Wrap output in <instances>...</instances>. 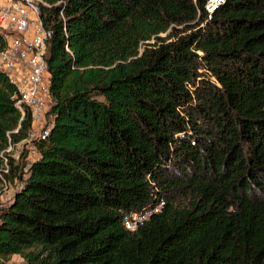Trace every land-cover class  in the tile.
I'll list each match as a JSON object with an SVG mask.
<instances>
[{"label": "trees", "instance_id": "1", "mask_svg": "<svg viewBox=\"0 0 264 264\" xmlns=\"http://www.w3.org/2000/svg\"><path fill=\"white\" fill-rule=\"evenodd\" d=\"M45 1L55 122L12 164L0 264H264V0ZM15 92L0 154L32 128Z\"/></svg>", "mask_w": 264, "mask_h": 264}, {"label": "built area", "instance_id": "2", "mask_svg": "<svg viewBox=\"0 0 264 264\" xmlns=\"http://www.w3.org/2000/svg\"><path fill=\"white\" fill-rule=\"evenodd\" d=\"M225 1L209 0L206 10L213 14ZM61 3L51 5L45 0H0V74L5 75L15 87L12 99L22 114L21 121L27 112L32 119L28 138L18 143L13 141L12 134L19 133L21 126L7 134L8 146L0 154V185L4 191L10 190L12 185L16 187L15 192L22 189L23 184L18 179L13 182L8 179L12 164L17 166L25 161L30 165L39 159L38 145L49 137L55 122V116L51 114V74L47 62L54 31L46 26L43 11ZM164 206L165 201L161 200L156 205L125 215V228L136 231L153 215L161 213Z\"/></svg>", "mask_w": 264, "mask_h": 264}, {"label": "rangeland", "instance_id": "3", "mask_svg": "<svg viewBox=\"0 0 264 264\" xmlns=\"http://www.w3.org/2000/svg\"><path fill=\"white\" fill-rule=\"evenodd\" d=\"M0 190H2V194H0V197L3 196L0 199V206H3L5 205V203L9 202L10 199L13 197L16 187L15 185H12L10 190L4 191L5 189L2 188V185H0ZM10 263L11 264H25V261L22 257L18 255H14L10 258Z\"/></svg>", "mask_w": 264, "mask_h": 264}]
</instances>
